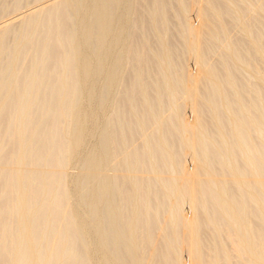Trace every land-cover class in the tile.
I'll return each instance as SVG.
<instances>
[{
  "label": "bare ground",
  "instance_id": "obj_1",
  "mask_svg": "<svg viewBox=\"0 0 264 264\" xmlns=\"http://www.w3.org/2000/svg\"><path fill=\"white\" fill-rule=\"evenodd\" d=\"M126 1L50 0L21 15L22 27L27 26L25 31L23 28L13 31L12 22L0 24V54L4 55L9 34L20 39L19 50L0 72L4 80L8 79L7 96L0 98V264H94L97 261L99 264H264V136L260 143L253 140L254 132L264 130V109L253 113L259 94L256 93V100L244 101L245 91L229 66L232 61L243 60L238 49L240 43L237 45L227 30L228 13H222L220 7L217 9L219 25L226 35L220 46L222 51L217 54L225 65L224 73L220 74L215 60L207 57L210 53L207 54L204 35L195 28L197 21L203 22L190 11L194 9L193 1L179 0L185 12L183 18L194 17V21L185 20L193 31L191 36L183 35L191 48L187 61L199 66L196 78L209 84L218 143L210 130L187 132L185 111L191 114L187 118L191 125L202 126L194 102L195 91L189 87L191 80H197L185 72V65L173 71L179 54L177 47L167 43V7H157L161 0H151L157 6L145 5L147 9L138 5L133 22L136 27L143 28L146 22L148 25L158 18L165 25L158 23L157 28L152 23L157 38L161 39V42L156 40L157 48H153L156 42L151 46L149 33L140 39L142 42L136 40L138 44L134 38L136 44L132 45L130 35L124 32L127 21L134 19L130 16L127 20ZM132 5L129 7L133 10ZM211 5L213 9L208 7L214 11L215 5ZM247 7V12H237L240 16L235 12V16L239 18L240 28L252 38L253 53L264 59L261 28L257 27L259 32L252 29V20L264 11V0ZM198 9L201 15L204 11ZM34 16L37 22L32 24ZM73 16L78 17V22H74ZM202 18L199 19L203 21ZM115 20L120 21L114 24ZM36 33L41 34L37 43L33 41ZM117 44L125 47L124 53L133 58L128 68L134 74L128 81L118 76L126 56L114 51ZM22 49L33 51L32 59L25 64L32 72L28 75H39L34 83L32 79L22 84L18 81L23 79L17 76L26 61L23 57L25 61L20 62L23 65L17 67ZM128 55L125 61L130 63ZM153 57L160 58L161 68L168 72L160 82L154 79L156 73L150 64ZM257 70L259 78H263ZM46 80L55 85L44 92ZM102 81L105 86L101 85ZM117 84L122 87V95L113 105L116 118L124 117L125 105L138 106L147 98L151 86L155 88L157 103H166L167 110L140 116L139 133L128 138L110 131L106 125L100 129L94 116L97 109L100 116L105 114L106 90ZM41 93L44 100L39 102L37 96ZM163 95L166 97L162 98ZM11 97L18 103L11 108L15 116L10 119L12 114L7 118L4 111L10 108ZM80 98L87 101V106H76L74 102ZM234 101H238L237 108L233 107ZM36 109L40 110L38 116L33 113ZM166 121H170L167 128L163 125ZM97 127L102 131L100 143L84 161L81 159L82 171L78 169L81 176L75 180V186L71 184L80 199L78 203L88 206L86 214L79 210L80 204L69 202L73 191L68 185L66 169L73 158L81 157L82 145ZM158 134L163 139L146 141ZM194 140L202 143V157L192 146ZM26 141L30 144L21 147ZM116 142L119 146L111 149ZM239 154L242 158H238ZM214 162L218 163L220 174L213 170ZM186 164L190 167L188 171ZM166 167L179 171L170 181L166 180ZM208 225L213 242L210 238L212 244L207 253L209 244L206 246L204 227ZM165 227L170 230L158 240V231ZM92 233L96 240L90 239ZM223 233L233 252L221 242ZM182 250L186 251L184 255Z\"/></svg>",
  "mask_w": 264,
  "mask_h": 264
},
{
  "label": "rangeland",
  "instance_id": "obj_2",
  "mask_svg": "<svg viewBox=\"0 0 264 264\" xmlns=\"http://www.w3.org/2000/svg\"><path fill=\"white\" fill-rule=\"evenodd\" d=\"M49 1L50 0H0V24L1 23H4V22H12V24L11 23L10 24L13 26L12 27L13 28L12 29L13 31H15V30H20L21 31V28H23V31H25L27 29V26H23L22 27V25H21L22 16L21 15H23L24 13H27L30 10H34V9L40 7V6L46 5L47 2H49ZM129 1L130 2L132 1V4L133 3L134 4L132 5ZM154 1L156 2L157 0H154ZM178 1L179 0H161V1L158 2L159 5L157 6V3L155 5V2H151V0H145V2H142V0H135V1L134 0H127L126 1L127 2L126 4H129L128 5V10L126 12V13H128V14H126L127 20H128V17H129V19H131V18H134V19H133V21L128 20V21H131L130 23L127 21L128 24L126 23V25L124 26V32H125V35H127V34L130 35V39H131L132 45L133 44L135 45L138 40H140V39L142 40L143 39L142 37L143 36H147L148 33H149L148 37L149 38L152 37V39H151V41H152L151 46H153L155 44L154 46H156V47H153V48H157L159 46V44L157 43V41L159 40V42H161L160 41L161 39L160 38H157L158 35H157L156 31H155V27L158 28V27L161 26V24L162 25L163 24L165 25V23L161 20V18H158L155 21V22L158 21L157 23H155L153 21L152 22L150 21V23L147 25L146 24L147 22H146L144 24L145 26L143 28L141 27L143 29V31H142L141 28H138L141 25H139L138 27H136V25L133 23L134 20H135V16L134 15H135L136 8L138 7L139 4L140 5L141 4L143 5V9H147L148 7L151 8L153 5H155L157 7H165V8L167 7L166 9L169 12V13L167 12V20H166L167 21L166 22V26L167 25L168 26L167 27L165 26L166 29H167L168 40H169V41H167V43L169 42L168 43L169 45H171L173 47H177L176 49L178 50V54H179L178 57L175 60V64H174V67H173V71L174 72H175V70L178 71L180 68H183V66L185 65L184 66L185 67V72L188 75L195 76V79L197 80V81L191 80L189 82V87L192 88V89H194V91H195V94H194V102H195V105L199 109L200 119L202 120V126L194 127L193 125H191L189 123L188 119H187V118H190V115L191 114L189 112L185 111L184 114H185L186 118L184 119V124H186L188 126L187 127V132L188 133H192V132L195 131V132L201 133L205 129H207L208 131L210 130V132L212 133L213 138L219 143L220 142V137H219V134H218V131H217V126L215 124V120L213 118V113H212V109H211V105H210L211 98H210V96L208 94V88H209L208 85L209 84H207V82L205 80H200V79L198 80L196 78L197 76H199V73H200V70L198 68L199 66L198 65L195 66L194 64L188 63V61H187L188 60L187 57L190 56L189 55L190 54L189 52H190L191 48L188 45V43H186L184 41V36L185 37L191 36L193 34L192 33L193 31H191L190 28L187 27V22L185 23L186 17L183 18V15L185 14V12L182 11L183 9L181 10V8H182L181 1H179V2ZM192 1H193V3H192V5L191 4L190 5L192 6V8L194 7V9H190L191 6H189L190 7L189 8L190 11H193L194 14L195 13L197 14V15L196 14L195 15L197 16V19L199 20V22H203V23H199L198 24V21H197V24H196V27L195 28L198 29V31H200L204 35V40H205L206 45H207V47L209 49V50L207 49V54L210 53V54L207 55V57H209V58L212 57L210 59L211 60H215V62H216V69L218 70V72L220 74H223L224 73V71H225V65H224L223 62L220 61L219 55L217 56V54L221 53V51H222V49L220 48V46L222 44L223 39H225V36L226 35H224L225 34L224 33V30H222L223 28L221 29V27H220L221 25H219V21H218V19H219L218 17H219V13H220L219 10H221L222 13L225 12L226 14L227 13L229 14V15L227 14V16L225 15V21H226L227 27H228L227 30H228V33H230V34L232 33L231 35L235 38V40H237V45H238V43L241 44V45L239 44L240 47H238V49H239V52H240V56H241V58L243 60V62L242 61H232V62H230L229 66L234 70L235 76H236V79H237L238 83L243 87V89L245 91L244 92V96H243L244 101L248 102V101H250L253 98L256 100V99H258L256 93L259 94V98L260 99H258L259 101H258L257 109L254 110L253 113H257V112L260 113L264 109V81L261 80V79H264V62H263L264 59H261L259 54L258 55H255L257 53H253L254 50H253V48L251 46V44H252L251 43L252 42L251 41L252 38H251L250 35L246 34V32L243 31V29L240 28V24L238 23L239 22L238 21L239 18H236L237 16H235L237 14V12H239V11L241 12V14L242 13L244 14V12H247V8H248L247 6L248 5L250 6V4L251 5L254 4L255 1H257V0H242V2H241V0H230V1H228V0H209L208 1V4L210 6H212L211 3L213 5H215L214 11L216 9V12H214L213 10H211V9H213V6L210 7L209 5H207V0L206 1L205 0H192ZM194 2H195V4H194ZM161 4L163 6H161ZM193 4H194V6H193ZM130 5L133 6V10H132V7L131 8L129 7ZM145 5H147V6L149 5V6L147 7ZM150 5H152V6H150ZM217 5H219V6L217 7ZM245 7H246V9H245ZM129 8H130L131 11L129 10ZM218 8H219V10H218L219 12L217 11ZM179 9H180V11H179ZM197 9H198V12H200V11L203 10L206 15L203 14L204 12H201V15H199V13H197ZM132 11L134 13V14L132 13L133 15L131 14ZM235 12H236V14H235ZM262 12L260 11V13H257L258 14L257 15L258 17L256 16L255 19H254V21L252 20V27L253 26L254 27L256 26L255 28L253 27L252 29L254 30V32H257L258 31V28L259 29L260 28L263 29V31L261 29L259 30L262 33L261 34V37L262 38L260 39V41L262 43L261 45L263 46L264 45V36H263L264 35V28H263L264 27V11H262ZM232 13H234V16H233ZM239 13L237 15L240 16ZM177 14H178V16H177ZM130 16H132V17L130 18ZM201 16H203V18H202L203 21L201 19H199V18H201ZM178 17H179V19H178ZM36 18H37V16L32 17L30 23L32 22V24H33V23L37 22L36 21ZM73 20H74V22H78V17L77 16H73ZM116 20L114 21V24L120 21V20H118V21H116ZM187 20L188 21H194V17L193 16H190V18H188ZM255 20L257 22H255ZM253 22L255 23V25H254ZM152 23H154L155 25H153ZM168 23H170V24H168ZM256 23H259V25L256 24ZM157 24L160 25V26H158ZM131 25H133V26H131ZM150 25L151 26L153 25L155 27H153V26L151 27ZM236 25H238V26L236 27ZM145 27H146L147 30L145 29ZM147 27H149L150 29L147 28ZM162 27H164V26H162ZM186 27L189 29V31H188V29ZM183 28H184V30H182ZM256 28H257V31H256ZM149 30H151V31L148 32ZM152 30H154L155 32L152 31ZM180 30H182L183 32H181ZM221 30H222V32H221ZM75 31H76V29H75ZM145 31H147V34H146ZM76 32H78V31H76ZM78 33H77V36H78ZM154 33H156V34H154ZM172 34H173V36H172ZM11 35L12 34H9L7 36V38H6V40H8L7 41L8 44L5 47L4 55H3V53L0 54V72H2V69L5 67V65H8L7 64V63H9L8 59L10 60V58L14 56L13 53H15V51L17 53V50H19V48H17V45H18L17 43H19V40L20 39H17L16 40L15 35L14 34L12 36ZM40 35L38 33L34 34L33 35V41L37 43L36 39L38 38L40 40V37H41ZM140 36H141V38H140ZM134 38H135V41L137 40L136 42L134 41ZM141 40H140V42H142ZM138 42H137V44H138ZM154 42H156L157 44L154 43ZM143 43H144V41H143ZM123 48L127 51V49L125 47L121 46V44H117L116 47L114 48V51L116 53L118 51L117 54L118 55L119 54L121 55V53L123 54L124 51H125V50L123 51ZM262 48L264 50V46ZM28 51H30L29 54H28ZM213 51H215V52H213ZM31 53H33V51H31L29 49L28 50L27 49H22L21 52L19 53V58L16 61L17 62L16 65H18L17 67H19V65H23L25 63H28L27 60L28 59L29 60L32 59V56H33V54H31ZM125 53H127V52H125ZM125 53L123 54V56H126V58H127V55L128 54L126 55ZM209 55H211V56H209ZM212 55H214V57ZM27 56H28V58H26ZM29 56H31V57H29ZM21 57H22V59H21ZM23 57H24V59L26 61L23 59ZM126 58H124V60L120 64L121 66L118 69V76H119V78H121V77L123 78V80H122V78L120 79L122 81H126V80L128 81V80L132 79L133 78V74H134L132 72L133 71L132 69L129 70V68H131V62L133 61V58L131 57V55H130V57L128 55V59L127 60L130 59L129 60L130 63L128 61H125ZM22 60H24L25 62L22 61ZM53 60L55 61V58H51V61H53ZM150 60H151V63L150 64H151L152 70L156 73V77L154 76V79L155 80H158L157 82H160L164 77L165 78L167 77L168 72H167L166 69H162L161 68L162 66H160V63H162V60L160 58L153 57ZM184 60L187 61L186 64L183 63V62H185ZM20 62H24V63L21 64ZM18 63H20V64H18ZM51 63H50L51 65H55L56 66V63L55 64H54V62H51ZM126 63H127L128 66L126 65ZM25 67H26L27 70H25ZM257 68L259 69L257 71H260V75L263 78H259L260 77V76H258V73L259 72L256 73V71H255ZM23 72L26 74L24 77H23V74H24ZM21 73H20V76H17L18 78H23V79H18V81L21 80L20 81L21 83L19 82L20 84L24 83L23 81H26L27 79H32L31 82L34 83V81H36L35 79L39 76V75L38 76H34V73H33V75H28V74H32V72H30L29 66H27L26 64H25V66H24V68H23V70H22ZM21 75H22V77H21ZM17 77H16V79H17ZM11 78H12V76L10 77V79ZM12 80H13V78H12ZM47 80H49V79H47ZM47 80H46L47 83L46 82H43V86L44 85L46 86V89L44 88V90H43L44 92L47 91V90H50V88L53 85H55L53 83V81H47ZM7 81H8L7 78L5 80L2 77L0 78V88L2 87L1 93H0V98L1 99H5L6 96H7V86H6V84H7L6 82ZM48 82H51V83H49V86H47L48 85ZM102 82H103V84L101 83V85L102 86H105V82L104 81H102ZM120 87H121V85L120 84H117V86H115L113 89H110L111 91L110 90L109 91L106 90L108 92V93L106 92V96L108 95L107 98H106L107 107H106L105 114L103 116H100L102 114H100V111H98V109L94 105V109L95 110L97 109L96 116H94V120L97 123V126H99V127L100 126L101 127L103 126L104 127L106 125L109 128L110 131H112V132H120V134H122L123 137L128 138L132 133H139V130L142 127V124L138 121V118L140 116L146 114L147 112L148 113H152V114H158L161 111L163 112V111H166L167 110V104L166 103H164L163 105H159L157 103V94H156L155 88L153 86H151V87H149L147 89V94H146L147 98L141 100V102L139 103L138 106L125 105L122 108L123 113H124V117L122 119H118V118L115 117L116 110L114 109L113 105H114L115 101L118 100V98L122 95V92H121L122 91V87L121 88ZM4 88H6V90ZM44 92H42V93L45 96L46 93H44ZM42 93L39 94L41 97H39V95L37 96L39 102H41V101L44 100V96L42 95ZM165 97H166L165 95L162 96V98H165ZM11 98H8V101L10 102V105H9L10 108L7 107L8 109L4 111L5 117L7 116V118H8V116H10L12 114L11 117H9L10 119L15 116L14 113H12L14 111V109L11 110V108H14L15 107L14 105H17V103H18L17 101H15V99L13 97H11ZM80 99L78 101H75L74 102L76 104V106H78V105H85V106H87V101L84 98H80ZM234 102H235V104L233 103L234 104L233 107L234 108H237L238 107V103H237L238 101L237 102L234 101ZM33 113H35L34 115H37L38 116L40 114V110L36 109V112H33ZM113 117H114L113 122L110 123V124H108L107 121L110 120ZM129 119H132V121L128 123L127 121ZM163 125L166 128L169 127L170 126V121H166ZM99 127L96 128L98 130L94 131V133H92V135L90 134L88 136L87 140L82 145L81 152H80L82 158L81 157H79L77 159L73 158L74 160L72 159L70 166H68V168L66 169V175H67V179H68V185H70L69 186L70 187V191H73V193L70 192L69 202L71 204H73V205H76V206L78 204H80V205L82 204L81 206L79 205V208H80L79 210H81L82 213H86L87 211H89V209L87 208L88 206L87 207L85 206L86 204L84 205L83 203H80V202L78 203V201L80 199L78 200L79 197L76 196L77 193H75L76 192L75 191V187H74L75 186V180H77L78 177L81 176V173L80 172L82 171L81 168L83 167V164L82 163L84 161L83 160L84 157H86V155L88 153H90V151L92 150V148L95 149V147H97L99 145V143H100L101 136H102V131L100 130L101 127H100V129H99ZM103 127H102V129H103ZM263 136H264V130H258L256 133L255 132L253 133V140L256 143H260L262 141ZM159 139L161 140L163 138L160 137V135L158 134L156 136H152V137L146 139V141H150L151 142L153 140H159ZM228 141L231 144L232 136L229 138ZM23 143H25V144H23ZM23 143L21 144V147H23V148L27 147L30 144L29 141H26V142H23ZM142 143H149V142L142 141ZM117 146H119V142H116L115 145H112L111 146V149H114V147H117ZM192 146H193V148L196 151H198L200 153V155L202 157V153H201L202 143L199 142L198 140H194ZM182 151L185 154V150H182ZM146 158H153V156L146 155ZM155 158H157V157H155ZM238 158H242L240 154L238 155ZM150 161H153V160L150 159ZM238 161L240 162L241 160L239 159ZM186 168H187V171L190 170V167H189L188 164H186ZM78 169L80 170V172H79ZM165 169H167V171H166V176H167L166 177V180H169V181L172 180V179H174L178 175V173H179L178 170H174L173 168L166 167ZM213 170L217 174H220V169L218 168V163L214 162V164H213ZM192 179L195 180L194 177H192ZM71 184L74 185V186H72ZM187 210L188 209H186L185 212ZM170 214H172V213L170 212ZM166 215L169 216V214H166ZM210 229L211 228H210L209 225L206 226V227H204V231H205L204 232V235H205L206 244H207L206 246H208V244L210 242V238H211V240L213 242V237L209 233ZM168 230H170V228L165 227L164 229H161L160 231H158V234H157L158 240L161 238V236L163 235V233L167 232ZM141 231H143V228L142 227L140 228V232ZM142 235L143 234L141 233V236ZM225 236L226 235H224V233H223V235L220 236V240H221L222 243H224V245L226 244V246L228 248L227 250L232 251L233 248L231 247V243H229L228 239H226L227 236L226 237ZM90 237H91L90 239L96 240L95 239L96 236H94V234L91 235ZM212 242L210 244H212ZM210 244L208 246L209 248L206 247V252L207 253H208L207 249H210L211 248ZM185 252H186L185 250H182L181 254L184 255ZM234 262H236L235 259H234ZM95 263L96 264H99L98 261L95 262Z\"/></svg>",
  "mask_w": 264,
  "mask_h": 264
}]
</instances>
